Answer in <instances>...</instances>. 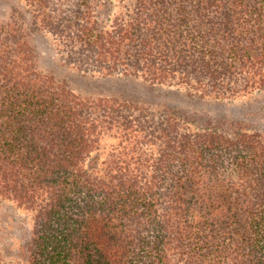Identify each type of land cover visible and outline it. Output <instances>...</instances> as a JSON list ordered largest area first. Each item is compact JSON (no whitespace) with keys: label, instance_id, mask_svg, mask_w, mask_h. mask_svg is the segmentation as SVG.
<instances>
[{"label":"trees","instance_id":"trees-1","mask_svg":"<svg viewBox=\"0 0 264 264\" xmlns=\"http://www.w3.org/2000/svg\"><path fill=\"white\" fill-rule=\"evenodd\" d=\"M25 1L64 64L123 89L82 93L39 65L25 14L0 20V202L33 218L14 254L0 228V264H264V126L163 103L264 104V0Z\"/></svg>","mask_w":264,"mask_h":264},{"label":"rangeland","instance_id":"rangeland-1","mask_svg":"<svg viewBox=\"0 0 264 264\" xmlns=\"http://www.w3.org/2000/svg\"><path fill=\"white\" fill-rule=\"evenodd\" d=\"M111 1L112 3L106 7L113 11H118L121 8L125 9V6L129 3V0ZM121 5L125 6L122 7ZM29 8L25 0H0V20L10 17L13 13L25 14L26 17L23 23L29 38L35 44L39 53V65L41 67L55 71L59 77L66 78L70 81L71 85L86 95L102 93L100 90L111 91L118 89L122 91V81L117 77H111L112 79L107 77L104 79H89V75L83 74L76 68L64 64L61 60L62 50L66 49L63 43L59 38L53 37L51 33L35 29L32 26L31 16L27 12ZM132 80L134 84H128L133 88H130L128 91L135 92L137 89H145L147 86V83L140 78ZM94 81H100V83H95ZM96 84L99 86L94 89L93 86H96ZM165 88L167 89L165 94L172 95L168 98L171 102H163L167 100L163 98L162 94L164 91H162L163 89H158L153 90L157 96L152 100L155 103L152 105L161 108L162 104L159 102H163L168 107H172V105L178 106L185 113V118L188 121L202 124L211 119L213 122L225 121V124H228L242 120L249 122L251 125L254 123L253 121H256L261 127L264 126V104L260 103L262 99H253L254 96L252 95L216 100L212 98H199L197 95H185L184 89H178L180 91V96H178L175 87H171V90L168 89L169 87ZM148 94L150 93L148 92ZM32 223V215L26 209L19 207L15 202L10 200L0 202V228L3 246L7 253L12 252L14 254L17 252L18 246L28 237Z\"/></svg>","mask_w":264,"mask_h":264}]
</instances>
